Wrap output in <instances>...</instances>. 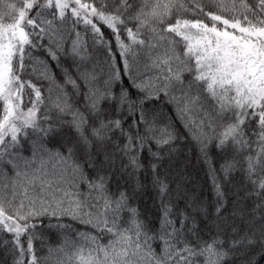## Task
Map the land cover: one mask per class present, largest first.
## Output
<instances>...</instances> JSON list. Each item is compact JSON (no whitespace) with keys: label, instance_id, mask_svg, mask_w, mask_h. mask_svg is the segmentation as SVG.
Listing matches in <instances>:
<instances>
[{"label":"snow or ice","instance_id":"obj_1","mask_svg":"<svg viewBox=\"0 0 264 264\" xmlns=\"http://www.w3.org/2000/svg\"><path fill=\"white\" fill-rule=\"evenodd\" d=\"M164 108L206 164L218 154L212 202L188 187ZM0 249L260 264L264 0H0Z\"/></svg>","mask_w":264,"mask_h":264},{"label":"trees","instance_id":"obj_2","mask_svg":"<svg viewBox=\"0 0 264 264\" xmlns=\"http://www.w3.org/2000/svg\"><path fill=\"white\" fill-rule=\"evenodd\" d=\"M165 116H171L175 121V128L177 129L182 139L177 141L179 147V160L178 164L185 168L186 174L189 178L188 187L199 198L212 202L214 199L212 192V185L209 178L210 165H218L220 160L215 151L211 152L210 164H206L203 156L199 152L196 144L191 138L188 130L183 126L181 121L176 118L175 113L170 109L164 108L162 113V119ZM151 193H148L143 198V203L147 206H151ZM63 257L60 254H56L52 257L51 264H57L59 259ZM0 264H12L11 257L2 249H0ZM260 264H264V260H260Z\"/></svg>","mask_w":264,"mask_h":264}]
</instances>
